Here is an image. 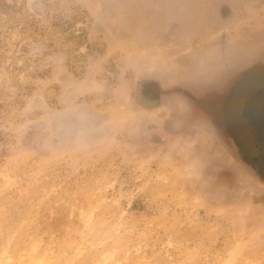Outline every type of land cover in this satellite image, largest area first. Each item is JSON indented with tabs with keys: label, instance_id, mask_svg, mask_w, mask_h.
Listing matches in <instances>:
<instances>
[{
	"label": "rangeland",
	"instance_id": "obj_1",
	"mask_svg": "<svg viewBox=\"0 0 264 264\" xmlns=\"http://www.w3.org/2000/svg\"><path fill=\"white\" fill-rule=\"evenodd\" d=\"M258 124L264 0H0V264H264Z\"/></svg>",
	"mask_w": 264,
	"mask_h": 264
},
{
	"label": "flooded vegetation",
	"instance_id": "obj_2",
	"mask_svg": "<svg viewBox=\"0 0 264 264\" xmlns=\"http://www.w3.org/2000/svg\"><path fill=\"white\" fill-rule=\"evenodd\" d=\"M148 84L149 83H143L142 85H141V87L139 88V90H138V97H140V96H142V97H144V99H141L140 98V101L142 102L141 104L142 105H144V106H150L149 104H150V102H148L147 101V97H150L152 94H154L155 92H153V91H151V90H149V89H147V86H148ZM202 92V93H204V92H208V89H207V87H203V88H200L199 90H197L196 92H194V93H191L192 94V96L194 95L195 96V98L197 97L198 98V95H197V93L198 92ZM213 92H215V93H213ZM211 94L213 95H217V92L214 90V91H212L211 92ZM202 96H203V94H202ZM233 94H232V98H233ZM236 97H238L237 95H235L234 96V99L233 100H231L232 101V103L230 104V106L233 108V105L232 104H234V102H235V99H236ZM146 98V99H145ZM198 105H200V107L203 109L202 111L203 112H206L205 113V116H203L207 121H209V118L207 117L208 116V113H207V108H206V105H205V102H204V99H202V101L200 102L199 100H198ZM198 105H196V107H195V110H194V112H196V108H197V106ZM214 105V109H215V115L217 116V117H220V115H221V109L220 108H218V106H217V104L215 103V104H213ZM243 111H244V108H243ZM229 114H230V116H232L231 117V124H232V126L233 127H237L238 126V128L241 130V129H243L242 131H245V129L244 128H242V126L243 127H247V125H246V123L243 121V119H241V120H239V119H237L236 118V110H234V108L233 109H231L230 110V112H229ZM237 119V120H236ZM212 123V122H211ZM243 123H245V124H243ZM213 124H217V122H213ZM236 124V125H235ZM261 128V133L264 131L263 129H264V126L262 125V124H258ZM232 127V128H233ZM245 127V128H246ZM262 136V135H261ZM260 139H263V138H261L260 137ZM235 140H237L236 138H235ZM254 140H255V143H257L258 144V142L260 143V142H262L261 140H256V138H254ZM263 141H264V139H263ZM263 143V142H262ZM239 147H241V153L244 155L246 152L247 153H250L249 151H247L246 149H244V147H243V145H239ZM252 153H255V155H253V157L254 158H256V161H255V163H256V165H257V167L258 168H260L262 171H264V167L261 165V164H263L264 163V149L262 148V146H260V144L258 145V149L257 150H254Z\"/></svg>",
	"mask_w": 264,
	"mask_h": 264
}]
</instances>
